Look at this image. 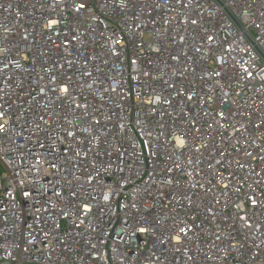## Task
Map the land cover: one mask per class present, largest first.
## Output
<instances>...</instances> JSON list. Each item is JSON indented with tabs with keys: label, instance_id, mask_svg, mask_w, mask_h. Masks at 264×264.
Instances as JSON below:
<instances>
[{
	"label": "built area",
	"instance_id": "1",
	"mask_svg": "<svg viewBox=\"0 0 264 264\" xmlns=\"http://www.w3.org/2000/svg\"><path fill=\"white\" fill-rule=\"evenodd\" d=\"M0 264H264V0H0Z\"/></svg>",
	"mask_w": 264,
	"mask_h": 264
},
{
	"label": "snow or ice",
	"instance_id": "2",
	"mask_svg": "<svg viewBox=\"0 0 264 264\" xmlns=\"http://www.w3.org/2000/svg\"><path fill=\"white\" fill-rule=\"evenodd\" d=\"M64 91H67V89L65 88Z\"/></svg>",
	"mask_w": 264,
	"mask_h": 264
},
{
	"label": "water",
	"instance_id": "3",
	"mask_svg": "<svg viewBox=\"0 0 264 264\" xmlns=\"http://www.w3.org/2000/svg\"><path fill=\"white\" fill-rule=\"evenodd\" d=\"M238 24V23H237ZM239 25V24H238Z\"/></svg>",
	"mask_w": 264,
	"mask_h": 264
}]
</instances>
